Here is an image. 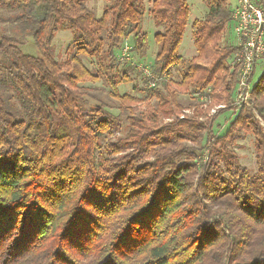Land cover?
<instances>
[{
  "label": "trees",
  "instance_id": "1",
  "mask_svg": "<svg viewBox=\"0 0 264 264\" xmlns=\"http://www.w3.org/2000/svg\"><path fill=\"white\" fill-rule=\"evenodd\" d=\"M90 1L0 0V23H13V35L0 29V264H264V70L250 106L217 138L210 119L161 124L117 91L140 74L119 70L115 52L129 38L130 52L146 55L148 3L159 31L145 97L165 117L185 109L170 88L181 69L176 85L201 97L219 87L229 102L239 67L226 64L236 48L220 46L228 0H200L208 12L190 24L196 57L188 61L178 52L186 0H103L99 18ZM63 30L72 40L60 62L52 41ZM24 37L36 56L21 51ZM89 81L110 89L117 117ZM122 125L123 138L99 143ZM238 131L254 140V172L233 149ZM96 153L105 155L99 166Z\"/></svg>",
  "mask_w": 264,
  "mask_h": 264
},
{
  "label": "rangeland",
  "instance_id": "2",
  "mask_svg": "<svg viewBox=\"0 0 264 264\" xmlns=\"http://www.w3.org/2000/svg\"><path fill=\"white\" fill-rule=\"evenodd\" d=\"M258 1V0H256ZM261 1L262 7H264V0ZM230 10L233 11V9L237 6V0H228ZM187 4L189 6L190 12V20L192 19H203L208 10L207 8L201 3L200 0H187ZM105 5V2L103 0H92L87 4V7L89 10H91L96 18H99L102 14L103 7ZM150 6L148 3H146V14L142 23V31L146 33L147 39H148V46L146 55L144 57H139L138 55L131 53L128 51L129 59L123 60L118 62L120 64L119 70H122V67L125 65L135 66L136 69L140 72V74H131L130 79L131 82L126 85H120L117 88L118 95H127L131 98H134V102H128L129 106L132 108V110L137 112H146V111H153L159 114V121L161 124H167L170 123L172 120L175 119V117L178 118H189V117H196L200 122L208 123L210 119V130L212 133V136L214 137H220L222 136L229 128L230 123L235 119L237 114L240 112L242 107L250 106V102L246 105H235V87L233 89L232 96L228 101L227 95L221 91V89L218 87L214 92H211V90H207L208 96L201 97L197 95L191 94L190 86H180L176 85L180 81V75H181V69L180 70H173L172 71V79L173 84H170V88L175 92L176 99L185 106V109L178 112L177 115L174 116H168L165 117L157 108L156 101L153 98H146L145 95L142 93V90L145 88L143 84V80L145 78L144 74L140 69H149L151 66V63L154 59L155 53L157 51V46L154 43L153 37L154 35L159 31V29L155 28L153 25V22L147 13ZM191 24V23H190ZM190 26V25H188ZM187 26V28H188ZM13 23L11 21H5L0 23V29L5 34H12ZM186 28V31L184 33L182 43L179 48V54L184 58L185 60H191L196 57V51L193 47L192 37L189 32V29ZM13 35V34H12ZM233 31H232V25L229 24L226 31L223 34V40L220 42V46H230L234 47V39H233ZM71 34L69 31H59L53 41V51L56 60L60 62H64L66 59V48L71 43ZM23 45L20 46L21 51L25 55L29 56H36V51L34 49L33 43L31 38L24 37L23 38ZM126 44L128 47H131V41L130 39H126L125 42L122 44V46ZM121 46V48H122ZM121 50V49H120ZM120 50L116 51V57L120 54ZM233 54L229 57L226 64L230 67H232L233 63ZM207 62H200L202 66H205ZM83 64L86 67L87 70L92 71L93 68H95L89 60H83ZM1 69V67H0ZM264 70V53L257 62V65L255 67V72L252 77L251 85L253 86L254 83L258 80L259 76L262 74ZM85 87L87 89H90L91 94H97L100 99H102L109 107L106 109L111 115L117 117L119 115V107L120 104L116 99H113L108 94L110 92V89L105 87L103 82H86ZM103 88V89H102ZM88 104L87 106L90 107L91 105H94L96 102L94 99L88 98L87 100ZM186 106H191L190 108H187ZM230 106L231 109L229 110H221L222 108ZM203 114V115H201ZM208 120V121H207ZM213 120V121H212ZM264 128V127H263ZM125 125H122L120 131H112L111 135H104L101 139H99V143L106 144L107 141L116 142L119 138H123L124 132H125ZM101 145V147H103ZM235 153L237 154L239 158V162L243 167H246L251 172L255 171V145L254 140L252 136L245 135L241 131H238L237 137L234 139V147H233ZM105 156V155H104ZM99 157V155L95 154V164L97 166L101 165L102 159L104 158Z\"/></svg>",
  "mask_w": 264,
  "mask_h": 264
},
{
  "label": "built area",
  "instance_id": "3",
  "mask_svg": "<svg viewBox=\"0 0 264 264\" xmlns=\"http://www.w3.org/2000/svg\"><path fill=\"white\" fill-rule=\"evenodd\" d=\"M230 24L236 48L232 63L239 67L234 104L241 106L249 102L255 67L264 53V7L256 0H237ZM128 51L130 47L124 44L117 56L119 61L129 59ZM140 70L145 77L152 78L148 68Z\"/></svg>",
  "mask_w": 264,
  "mask_h": 264
},
{
  "label": "crops",
  "instance_id": "4",
  "mask_svg": "<svg viewBox=\"0 0 264 264\" xmlns=\"http://www.w3.org/2000/svg\"><path fill=\"white\" fill-rule=\"evenodd\" d=\"M187 1V0H186ZM188 5V4H187ZM189 7V6H188ZM190 12V9H189ZM194 21V19L190 20V15H189V21H188V25H190V23H192ZM189 32H190V26H188Z\"/></svg>",
  "mask_w": 264,
  "mask_h": 264
}]
</instances>
